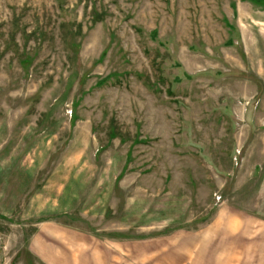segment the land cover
Returning <instances> with one entry per match:
<instances>
[{
    "label": "rangeland",
    "instance_id": "374dc122",
    "mask_svg": "<svg viewBox=\"0 0 264 264\" xmlns=\"http://www.w3.org/2000/svg\"><path fill=\"white\" fill-rule=\"evenodd\" d=\"M0 264H264V0H0Z\"/></svg>",
    "mask_w": 264,
    "mask_h": 264
}]
</instances>
